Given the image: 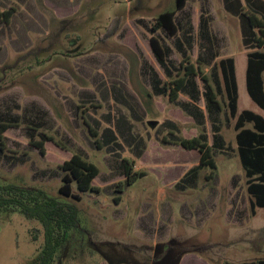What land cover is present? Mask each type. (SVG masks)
<instances>
[{
	"label": "rangeland",
	"instance_id": "obj_1",
	"mask_svg": "<svg viewBox=\"0 0 264 264\" xmlns=\"http://www.w3.org/2000/svg\"><path fill=\"white\" fill-rule=\"evenodd\" d=\"M10 7L15 15L0 25V121L12 125L0 150V183L42 189L78 207L82 230L72 233L57 264L264 258V210L251 213L225 97L218 95L221 111L210 115L199 76L175 103L154 86V74L162 82L176 79L188 56L221 89L216 64L233 57L239 111L264 115L246 89L253 49L245 42L243 15L264 18V0H188L176 38L151 30L160 14L175 10V0H0L1 10ZM115 21L119 29L109 34ZM153 34L169 49L170 76L153 54ZM204 132L210 144L216 134L222 139L214 150L216 169L186 177L200 154L175 138ZM43 135L53 139L45 142V155L32 144ZM74 154L100 170L93 182L99 193H83L80 202L58 192L60 166ZM126 160L146 176L120 193ZM74 193L80 194L75 185ZM43 243L40 223L0 215V264H36Z\"/></svg>",
	"mask_w": 264,
	"mask_h": 264
},
{
	"label": "trees",
	"instance_id": "obj_2",
	"mask_svg": "<svg viewBox=\"0 0 264 264\" xmlns=\"http://www.w3.org/2000/svg\"><path fill=\"white\" fill-rule=\"evenodd\" d=\"M175 2V10L160 14L152 23L151 30L154 33L165 31L172 38L178 36L180 28L177 17L181 11L186 9L188 0H175ZM41 4L45 10L50 11L46 8L44 2H41ZM15 13V7L6 10L0 9V25L9 24ZM53 15L55 16L54 13ZM243 15L247 18L249 34L245 42L253 49L247 55L246 89L252 101L264 111V18L246 11ZM52 18L55 20L56 16ZM114 24L115 26L110 29L109 34L119 29L117 21L113 22ZM149 43L166 76H170L172 73L168 60V47L163 44L161 38L154 34L150 37ZM179 45L182 46V43L180 42ZM216 68L222 81L221 89L219 85L215 89L206 75H203L201 66L192 63L188 56L186 61H183L180 65L183 75L180 74L181 71H178L176 79L171 82H162L154 74V86L158 88L157 94L165 95L169 97L171 103H175L179 100L181 94L189 92L188 88L190 86L192 88L195 86L192 80L199 76L205 85L207 107L210 115H213L215 111H221L222 106L218 101V95L221 94L225 97L229 118L235 121L234 130L236 132L238 156L247 178V192L251 197V213L255 216L259 209L264 210V115L251 110L239 111V89L236 63L233 57L220 59L216 64ZM11 126V123L0 121L1 151L5 146L4 134ZM89 130L93 137H97V131L90 127ZM41 139V141H34L32 144L40 150L41 154L45 155V142L53 139L48 135L41 136ZM175 142L186 150H196L200 154L198 166L192 168L186 174V177L195 175L198 170L205 167L212 170L216 169L214 150L215 147L222 144L219 134L215 135L214 144L209 143L205 132L190 139L177 137ZM123 169L125 179L117 185L120 193L123 192L125 185L134 184L138 179L146 176L145 171H136L134 164L128 160L124 161ZM60 170L62 172V184L58 192L61 196L80 202L83 193H99V188L93 182L100 175V170L81 155L74 154L60 166ZM74 185L80 194L74 193ZM118 200L116 199V202ZM11 213H18L26 220L38 222L43 228L44 243L37 255L36 264H57L59 254L70 241L72 233H79L82 230L80 210L75 204L59 201L42 189L0 183V215ZM225 264H264V258L256 261L226 262Z\"/></svg>",
	"mask_w": 264,
	"mask_h": 264
},
{
	"label": "crops",
	"instance_id": "obj_3",
	"mask_svg": "<svg viewBox=\"0 0 264 264\" xmlns=\"http://www.w3.org/2000/svg\"><path fill=\"white\" fill-rule=\"evenodd\" d=\"M51 5V4H50ZM55 10L57 11V10H59V8H55Z\"/></svg>",
	"mask_w": 264,
	"mask_h": 264
}]
</instances>
